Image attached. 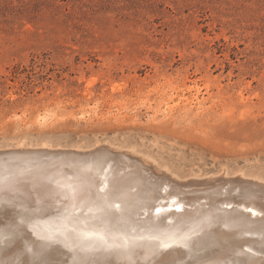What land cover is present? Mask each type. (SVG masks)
<instances>
[{
  "label": "rangeland",
  "instance_id": "rangeland-1",
  "mask_svg": "<svg viewBox=\"0 0 264 264\" xmlns=\"http://www.w3.org/2000/svg\"><path fill=\"white\" fill-rule=\"evenodd\" d=\"M14 151L59 171L58 153H124L185 190L264 189V0H0V153ZM54 238L63 264L88 263Z\"/></svg>",
  "mask_w": 264,
  "mask_h": 264
},
{
  "label": "bare ground",
  "instance_id": "bare-ground-1",
  "mask_svg": "<svg viewBox=\"0 0 264 264\" xmlns=\"http://www.w3.org/2000/svg\"><path fill=\"white\" fill-rule=\"evenodd\" d=\"M51 117L49 112L39 114L37 122L45 124ZM50 155L0 153L1 162L10 156L19 161L9 160L11 165L0 169V264H63L60 249L51 244L54 236L55 242L68 236L76 255L90 257L82 259L87 264H104L108 258L111 264H147L145 259L159 257L155 253L164 254L170 264H264V189L218 182L205 183L210 187L203 191L185 190L173 185L176 179L147 174L148 167L124 153H58L68 162L59 171ZM70 165L83 172L70 170ZM230 203L233 207H225ZM181 209L190 213L182 216ZM150 214L152 221L146 222ZM215 216L224 219L210 230L203 218L210 223ZM39 225L51 238L43 240ZM115 237L121 240L117 244ZM161 244L171 247L161 249Z\"/></svg>",
  "mask_w": 264,
  "mask_h": 264
},
{
  "label": "snow or ice",
  "instance_id": "snow-or-ice-1",
  "mask_svg": "<svg viewBox=\"0 0 264 264\" xmlns=\"http://www.w3.org/2000/svg\"><path fill=\"white\" fill-rule=\"evenodd\" d=\"M117 207H119V205H117ZM249 211H251V209H249ZM159 247L161 249H167V248H170L171 245L170 244H161ZM160 264H170V262H168V261H160ZM243 264H247V262H243Z\"/></svg>",
  "mask_w": 264,
  "mask_h": 264
},
{
  "label": "water",
  "instance_id": "water-1",
  "mask_svg": "<svg viewBox=\"0 0 264 264\" xmlns=\"http://www.w3.org/2000/svg\"><path fill=\"white\" fill-rule=\"evenodd\" d=\"M226 206H228V205H226ZM227 208H229V207H227ZM249 212H251L254 216H256L257 214L260 215L259 213H257V211H255L253 209H251V211H249Z\"/></svg>",
  "mask_w": 264,
  "mask_h": 264
}]
</instances>
